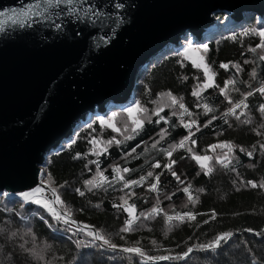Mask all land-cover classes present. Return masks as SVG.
Here are the masks:
<instances>
[{
  "label": "trees",
  "instance_id": "obj_1",
  "mask_svg": "<svg viewBox=\"0 0 264 264\" xmlns=\"http://www.w3.org/2000/svg\"><path fill=\"white\" fill-rule=\"evenodd\" d=\"M256 17L264 23L262 16L255 13L247 14L240 22H232L228 14L215 17L216 29L213 30L214 27L199 44L207 46L205 63L215 74L217 87L203 91L200 99L192 92L198 84L204 83L203 70L195 67L184 53H175L178 52L175 48L180 46L182 49L187 43L168 47L158 56L161 59H153L155 62L151 67L145 66L138 76L141 84L135 87L139 90L135 103L138 102L146 112L143 114V129L134 139L124 140V135L129 134L123 132L124 127L130 129L132 125L122 110L112 113L115 119L127 121V125H116L120 132L100 124L96 115L105 116L110 110L119 108L110 105L105 112L90 115L81 125L86 127L77 130L73 140L49 158L46 173L60 189L63 208L69 211L75 225L90 226L91 230L117 245L116 250L86 235L87 230L76 232L67 228L40 205L4 193L0 196V264H264V188H253L248 184L249 181L257 185L264 183V148L261 147L264 145V113L259 111L264 105V95L255 91L264 83V60L259 59L264 50L257 47L261 43L259 35L244 34L251 29L261 30L260 23L259 26L254 24ZM245 24L250 26L244 29ZM188 37L191 35L185 38ZM201 49L205 52L203 47ZM222 64L229 67L222 68ZM234 65L240 70L237 71ZM253 72L256 73L255 79ZM228 80L235 81L228 90L234 103L239 102L244 94L254 92L246 101L248 108L237 110V115L244 113L239 119L224 115L232 107L220 93ZM166 93L178 100L182 98L192 113L191 117H183L184 122L195 120L199 126V131L192 128L194 135L186 144L192 152L178 148L171 157L176 161L172 170L182 183L164 167L169 163L164 150L188 137L189 131L181 124V109L178 105L169 106L171 102L164 95ZM205 104L213 111L206 114ZM161 106L160 115H154ZM160 116L168 122L165 123ZM93 117V124L89 125ZM162 129H167L163 139L159 135ZM113 138L122 142L107 145V141ZM92 140L103 142L101 147H106L107 151L94 155ZM222 143L234 146L229 154L231 164L228 167L216 162V157L226 149L209 150L210 146ZM248 152L252 153L251 157ZM193 153L212 157L208 162L212 168L210 173L205 174L206 170L192 159ZM157 162L160 168L153 167ZM115 167L130 169L124 174L126 180H139L141 176L147 177L148 172L159 175L158 191L149 190V186L155 183L152 177L132 188H123L118 182L92 191L85 187V181L96 177L98 171L112 181L116 176ZM189 186L195 203L189 202L188 195L182 190ZM77 189L84 195L81 196ZM122 197L127 198L130 205H135L138 217L130 232L120 231L129 219L128 213L123 208L114 207L122 203ZM157 206L163 210L160 214L147 219L141 215ZM60 210L63 211L61 207ZM177 213H191L195 219L173 220L169 224L166 216ZM12 233L16 235L13 237ZM223 233H232L227 243L221 242V247L215 250L199 249V245L209 244ZM126 247H140L152 257H177L190 247L194 250L187 259L153 261L121 251ZM33 248L43 249L42 261L26 251Z\"/></svg>",
  "mask_w": 264,
  "mask_h": 264
},
{
  "label": "water",
  "instance_id": "obj_2",
  "mask_svg": "<svg viewBox=\"0 0 264 264\" xmlns=\"http://www.w3.org/2000/svg\"><path fill=\"white\" fill-rule=\"evenodd\" d=\"M256 12L264 0H0V196L47 189L48 156L163 49Z\"/></svg>",
  "mask_w": 264,
  "mask_h": 264
},
{
  "label": "snow or ice",
  "instance_id": "obj_3",
  "mask_svg": "<svg viewBox=\"0 0 264 264\" xmlns=\"http://www.w3.org/2000/svg\"><path fill=\"white\" fill-rule=\"evenodd\" d=\"M46 2L51 6L53 4V0H46ZM55 4H59L61 3V0H54ZM66 2L68 4L72 3V0H66ZM118 7H122L121 5H118ZM2 14V13H0ZM97 15H99L97 13ZM56 27H59V25H56ZM256 34L259 35L261 38V43L257 46L258 48H260L261 50H264V29H261L259 31H257L256 29H251L249 30V32H245V35L248 34ZM192 49L191 44H189L188 48H186L185 54H187V52ZM204 51H207V46L204 45L203 46ZM193 51H199V49H194ZM252 52H256V49H251ZM186 58H188L186 56ZM260 60H264V55L259 57ZM193 65L195 67L201 68L204 72V76H205V80L203 84H198L197 87L193 90L192 95L197 97V99H200L201 97V93L205 90H207L210 87H217L215 85V81H214V73L211 72V70L209 69L208 65L206 63H204L203 61V57L200 58V63H197L195 60L192 61ZM222 68L227 69L229 66L227 64H222L221 65ZM234 67L237 68V71H239V66L238 65H234ZM252 77L253 79H255L256 77V73L253 72L252 73ZM235 84L234 80H228L225 83V86L223 88L220 89V93L221 95H223L225 97V99L228 101V103L230 105H232L231 108H229V110L227 112L224 113L225 116L228 115H232L235 116L236 119H239L241 115H244L243 112H240L239 115H237V110L239 109H246L248 108V104L246 103L247 99L249 96L253 95L254 92L250 91L246 94L243 95V98L239 100V102L234 103L232 101L231 98H229L228 96V90H229V86H232ZM256 92H259L261 95H264V83H262L260 85L259 88L255 89ZM165 96H167V98L170 100V105L169 106H177L179 107V109H181L180 113H179V117L181 120V124L188 129L189 131V136L185 137L184 139H182L178 144L176 145H171L169 149L164 150L165 154L169 157V163L165 164L164 167L171 172L172 176L178 181H180V177L177 175V173L175 171H173V167L176 163L175 160L171 159L172 154L174 151H176L178 148H182L185 149L188 152H192V148L191 147H187L186 148V144L187 142L191 139V136L194 135V133L192 132V128L195 127L197 131H199V126L197 125L195 120H191L187 123L184 122L183 117L185 115L191 117L192 113L189 112L188 108L185 107L184 103L182 102V98H180L179 100L175 97L172 96L171 93H166L164 94ZM204 107V111L207 114L208 112L213 111V109L211 107H209L207 104L203 105ZM163 111V106L157 108L154 111V115L159 116L160 112ZM260 112L264 113V105L260 106L259 109ZM146 112V109H144L138 102L133 106V107H129L128 109H126V113L127 116L131 122L132 127L129 129L127 126L124 127L123 132L124 133H129L128 135H124V140H131L135 138V135L139 134V131L143 129L144 126V118H143V114ZM173 115H176V113H173ZM161 120H164L165 123H167L168 121L165 119V117L160 116ZM148 122L151 123V119H148ZM211 121H209L210 123ZM248 121H245V123H247ZM100 124L101 125H105L106 121L104 119L100 120ZM107 127L112 128L113 131L116 132H120L121 130L119 128L116 127L115 123L112 120H109L106 124ZM206 126V125H205ZM167 132V129H162L160 132V137L161 139L164 138L165 134ZM122 141L119 140H115V138L108 140L107 141V145H112L113 143L119 145ZM90 143L93 144V154L94 155H102L104 152L107 151L106 147H101L103 142L97 141V140H92L90 141ZM157 143H159V141H157ZM191 143L194 145L195 141H191ZM155 144H153V148H155ZM233 145L229 144V143H222V144H217V145H212L210 146V151L215 152V150L217 148L224 150L226 149L227 151H224L223 154L221 156H217L216 157V162L221 164L223 167H228L231 164V159L229 154L233 151ZM262 148H264V145H261ZM133 152H135V149H132ZM240 151H244V149H240ZM129 155H131V153H129ZM247 155H249V157L252 156L251 152H248ZM192 159H194L202 169H205V174H208L212 171V168L208 166V163L212 157H209L208 155H196L193 153L192 155ZM153 167L155 168H160L161 165L159 162L155 163L153 165ZM113 171L116 173V176H114L112 181L108 180V177L104 176L103 172L98 171L96 177H94L93 179H89L87 181H85V187L88 188L89 191H92L93 189H97V188H102L105 186V184L111 185L113 183H121L123 185V188H132L133 186H140L142 185V183L147 179V177H152L155 180V183H152L149 186V190L150 191H158V185H159V181H160V176L156 175L153 176L152 172H148L147 173V177L141 176L139 180H126L124 174L128 173L130 171V169L128 168H119V167H115L113 169ZM49 180H51V177L48 178ZM248 184H250L251 187L256 188V187H261L264 188V183H261L259 185H257L256 183H252L251 181L248 182ZM187 195H188V199L189 202L191 203H195L196 200L193 198L191 192H190V186L189 187H184L182 189ZM81 196L84 195V192L81 191L80 189L76 190ZM22 198L24 199L25 202H35L41 205V207L45 208L48 213L53 217V219L57 220V221H62L64 224H75L76 222L74 220L71 219V216L69 214V211L67 209H64V202L60 199V196L58 195L56 189L53 187L51 188V196L54 199H49L46 198V193L44 191L43 188H36L33 192H27V193H23L21 194ZM128 195H131V193H129ZM36 197L35 200H32V197ZM170 198V197H169ZM122 203L118 204V205H114V207H118V208H123L125 212L128 213L129 219H127L125 221V226L123 228H121V232H130L133 230V224L135 223L136 219H138L137 215H136V210H135V205L134 204H129L128 203V199L122 197ZM57 206H60L63 211H57ZM163 210L160 209L158 206L157 207H153L151 209V211L147 214H141L144 215V218L147 219L150 216L153 215H157L160 214ZM215 214L213 213V218H214ZM185 218L189 219V220H194L195 216L192 215L191 213H186L184 215H181L179 213H177L175 216H171L168 215L166 216L167 221L169 222V224H171V222L173 220H178L180 222H183L185 220ZM86 231V235L92 237L94 240L97 241H102V243L104 245H107L109 248H111L112 250H116L117 249V245L111 243V241L109 239H107L105 236H103L102 234H100L99 232H95L93 230H91L90 226L88 225H84V226H78L76 228L77 232H82V231ZM250 231V230H247ZM16 234L12 233V236L14 237ZM232 233H223L221 235H218L211 243L206 244V245H199V249L200 250H215L218 249L219 247H221V242L227 243L228 240L231 238ZM21 248H23V245H20ZM194 249L193 248H188V250L183 253L180 256L177 257H170V256H159V257H152V256H147L146 253L140 248V247H126L121 249V251L125 252V253H131V254H135L140 256L141 258H143L144 260H153V261H157V260H169V259H179V260H183V259H187L188 256L192 253ZM26 251H28L35 259L42 261L44 259L43 256V249H26Z\"/></svg>",
  "mask_w": 264,
  "mask_h": 264
},
{
  "label": "rangeland",
  "instance_id": "obj_4",
  "mask_svg": "<svg viewBox=\"0 0 264 264\" xmlns=\"http://www.w3.org/2000/svg\"><path fill=\"white\" fill-rule=\"evenodd\" d=\"M257 14V13H256ZM257 15H259V14H257ZM217 17H218V15H216ZM215 16V17H216ZM245 18V17H244ZM225 20L227 19V17L226 18H224ZM256 20H254V24L256 25V26H259L258 24L260 23L259 22V18L258 17H256L255 18ZM262 19H264V16H262ZM234 20L232 19V22H233ZM258 21V22H257ZM224 24H225V22H224ZM261 24V26H260V29H264V23H260ZM217 25H218V23H217V20H215V25H214V29L213 30H215L216 29V27H217ZM250 25L249 24H245L244 25V29H246V28H248ZM213 30H212V32H213ZM211 32V33H212ZM190 35H191V37H188V38H182L181 39V41H180V44L182 45L183 43H187L186 45H183V47H182V49H181V47L180 46H178L177 48H175L176 50H178V52H175V53H179V55L181 54V53H184V56L186 57H188L187 59L189 60V61H193V60H195L197 63H200V58L201 57H203V61H204V63H205V57H206V55H207V53L206 52H203L202 51V49H201V47H203L204 45H205V43H201V44H199L200 43V41L201 40H199V38H198V36H196V35H194L193 33H190ZM211 35V34H210ZM216 36H218V35H216L215 34V37ZM214 37V38H215ZM217 38V37H216ZM187 40V41H185V40ZM201 39H202V37H201ZM189 44H191V46H192V49H190L188 52H187V54H185V49L186 48H188V46H189ZM194 49H199V51H193ZM172 52H174V51H172ZM171 52V53H172ZM170 54V53H169ZM166 56V55H165ZM161 59L162 57H157V59ZM156 59V60H157ZM158 59V60H159ZM155 61L153 60L150 64H148L147 65V67L148 68H150L151 67V65H152V63H154ZM201 69V68H200ZM140 80V79H139ZM215 81V80H214ZM141 84V82L140 81H138V78H137V80H136V84H135V87H136V85H140ZM138 94H139V90H135V88H134V90H132L131 91V93H129V95H128V99L126 100V102H122V103H118V104H113L112 106H114V107H119V108H114L113 110H110L109 112H108V114L107 115H105V116H103V114H100V116L99 115H96V117H98V119H104L105 121H106V124H107V122L109 121V120H112L114 123H115V125H118V126H123V125H127V121L126 120H117V119H115L114 118V116H113V114L112 113H114V111L116 110V111H119V110H122L121 111V113H124V112H126V109H128L129 107H133L136 103V101L138 100ZM106 110H101V111H99V112H105ZM93 119H94V117L91 119V124H89V125H92L93 124ZM127 119H129V118H127ZM85 127H86V125H84ZM84 126H80L77 130H80V128L82 129V128H84ZM129 126H131V125H129ZM75 135H76V133H75ZM74 135V136H75ZM73 136V137H74ZM73 140V139H72ZM71 142V141H70ZM69 143V142H64L63 143V147H65L67 144ZM54 153H56V152H54ZM53 154V153H52ZM52 154L51 155H49L48 156V158H47V161H46V163L49 161V158L52 156ZM208 163V162H207ZM49 178V175H47V173H46V167L44 168V174H43V176H42V183H43V185L47 188V189H45V188H43L44 189V191H45V193H46V198H49V199H54L52 196H51V188H55L56 189V191H57V193H58V195H61V191H60V189L51 181V180H49L48 179ZM20 198H22V197H20ZM23 199V198H22ZM36 199V197L34 196V197H32V200H35ZM35 203V202H34ZM35 204H37V205H40V204H38V203H35ZM41 206V205H40ZM43 208V207H42ZM57 211H61L60 210V206H57ZM62 212V211H61ZM59 222H61V223H63L62 221H59ZM64 224V223H63ZM64 226H66L67 228H69V229H74L75 231H76V228H77V226L75 225V224H64ZM77 232V231H76ZM84 233H86V232H84ZM97 241V240H96Z\"/></svg>",
  "mask_w": 264,
  "mask_h": 264
},
{
  "label": "bare ground",
  "instance_id": "obj_5",
  "mask_svg": "<svg viewBox=\"0 0 264 264\" xmlns=\"http://www.w3.org/2000/svg\"><path fill=\"white\" fill-rule=\"evenodd\" d=\"M257 14H259V12H256ZM255 13V14H256ZM247 14H253V13H244L243 15H244V17L247 15ZM230 16H236V15H234V14H229ZM259 15H261V14H259ZM216 16V15H215ZM261 16H264V15H261ZM215 25V24H214ZM214 25L211 27V29H210V31L209 32H205V33H203L202 35H201V37L204 39L205 38V36L207 35V34H209V33H211V30L214 28ZM171 46H177V45H169L168 47H171ZM168 47H166V48H168ZM165 48V49H166ZM165 49H163V50H165ZM162 50V51H163Z\"/></svg>",
  "mask_w": 264,
  "mask_h": 264
}]
</instances>
